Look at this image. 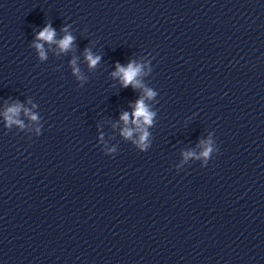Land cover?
Wrapping results in <instances>:
<instances>
[{"label": "clouds", "instance_id": "9594fccd", "mask_svg": "<svg viewBox=\"0 0 264 264\" xmlns=\"http://www.w3.org/2000/svg\"><path fill=\"white\" fill-rule=\"evenodd\" d=\"M65 32H67V29H64ZM56 36L55 30L51 27V25H46L38 34H37V40L46 41L49 43H57L60 50L62 52L67 51L71 48L73 43V36L71 34H66L61 40L56 41L54 38ZM35 48L39 52L40 58L43 60L46 58L45 51L43 49V46L39 43H36ZM85 58L88 62L89 67H95L97 63L100 61V56H94L91 51L85 50ZM72 64L75 65V61H72ZM142 65L136 64L135 62H130L126 67L121 66L119 63L116 65V71L112 73L114 77H119L122 86L128 87L131 85L133 88H141L144 87L140 80L137 79L138 76L142 74ZM73 71L75 74H79V69L73 67ZM145 97L148 99L153 98L156 93L152 91L150 88L144 87ZM25 114L29 115L30 118L33 121H36L38 117L35 114H31L29 110L25 109ZM20 112V106L16 105L13 107H10L7 109V112L5 113V119L7 121L8 126H11L12 124H18L21 127H23V124L20 120L14 119ZM155 113L149 110L148 105L145 103V98L142 97L141 99L136 101L134 112L132 113V123L137 126L136 130H139L142 132L139 140V146L143 149L147 146L146 141L148 137V133L146 130H144L141 126L142 125H151L152 120ZM121 120L124 121L126 127L123 129L122 134L126 138H130L133 134V129H130L127 127V124L129 123V113L124 112L121 116ZM39 132V129H37ZM111 151V150H110ZM213 151L212 147L206 146L205 150L201 153V155L205 158L209 156V154ZM186 158L188 156H191L192 153L185 154Z\"/></svg>", "mask_w": 264, "mask_h": 264}]
</instances>
